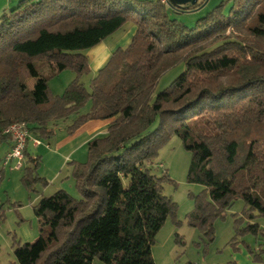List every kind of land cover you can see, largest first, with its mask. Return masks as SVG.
<instances>
[{"label":"trees","instance_id":"1","mask_svg":"<svg viewBox=\"0 0 264 264\" xmlns=\"http://www.w3.org/2000/svg\"><path fill=\"white\" fill-rule=\"evenodd\" d=\"M229 1L226 13L221 2L193 28L170 19L166 8L176 9L159 0H20L0 15V139L14 123L47 141L61 121L71 120L67 134L109 121L106 134L87 143L86 160L70 163L80 198L58 190L33 206L39 235L14 245L17 264H155L151 248L176 205L162 193L166 174L151 166L171 136L190 153L187 183L203 187L188 225L212 241L214 221L240 199L235 234H257L251 221L264 217V0ZM127 21L135 26L130 42L85 87L86 51ZM40 60L55 74L75 73L61 95L52 96L36 71ZM180 64L183 72L155 94ZM24 156L35 169L39 157L27 148ZM30 176L22 178L27 187L37 179Z\"/></svg>","mask_w":264,"mask_h":264},{"label":"rangeland","instance_id":"2","mask_svg":"<svg viewBox=\"0 0 264 264\" xmlns=\"http://www.w3.org/2000/svg\"><path fill=\"white\" fill-rule=\"evenodd\" d=\"M19 1L0 0V15L16 7ZM201 1L198 0L199 3ZM221 2L223 3V13H226L231 7L229 0H205L202 6L189 11H175L167 7L166 13L178 24L193 28L199 19L216 6L218 7ZM134 32V24L127 21L120 30L103 41L104 45L127 46ZM88 52L89 50L86 51V55ZM34 66L40 76L47 78L52 96L61 95L75 78V73L69 69L55 74L53 68L44 60L35 62ZM183 70L184 65L180 64L165 73L157 84L155 94L169 87ZM94 75V71L90 70L88 74L80 77V81L88 88ZM33 82L34 79H28V90H31ZM87 110L88 105L82 110V113ZM65 124L61 121L56 126L55 135L49 140V148L48 140L44 139H40L41 145L38 148L34 149L30 144L27 145L29 157H39L35 169L27 157L21 170H15L13 162L3 166L2 156L6 142L0 140V264H17L13 254L14 245L17 242L19 244L33 243L38 238V222L32 209V202L36 196L44 194L45 197H49L58 190H64L73 198H80L75 182H73L70 163L73 160L84 162L87 147L81 148L82 146H80L75 155L70 157L69 162L65 156L72 148L55 151L54 143L68 135ZM67 125L69 126L70 123ZM189 162L190 153L184 151L181 141L176 136H171L159 150L157 158L151 166L155 175L160 177L166 174L167 179L163 182L162 193L176 205L175 216L167 218L157 233L151 248L154 263L264 264V217L255 216L253 222L251 221L252 225L258 226L257 234L248 232L242 235L235 234L234 220L239 218L245 209L240 199L233 201L223 219L214 221L212 241H209L198 228L188 225L186 216L194 209L195 197L203 190V187L198 184L187 183L186 174ZM27 168L28 172H26ZM26 173L33 176L34 179L37 178L30 180L29 187L22 180ZM55 175H59V178L52 181ZM245 225L246 222L243 221L240 227Z\"/></svg>","mask_w":264,"mask_h":264},{"label":"crops","instance_id":"3","mask_svg":"<svg viewBox=\"0 0 264 264\" xmlns=\"http://www.w3.org/2000/svg\"><path fill=\"white\" fill-rule=\"evenodd\" d=\"M122 47H125V46H122L120 44L107 46V45H104V42H102L99 45H97L96 47L90 49L89 52L87 53V58H88V62H89V69L91 71L93 70L94 73H96L107 62V60L110 58L111 54L115 51V49L122 48ZM83 113H85V112H83ZM70 121L71 120H69V121L66 120V122H64V124L66 123L65 124L66 128L68 126L67 124L70 123ZM108 122L109 121H107V120H92V121L85 123L75 133L68 134L67 137L62 138L59 141H56V143H54L55 144V151H60L61 149H64V148H72L68 152V155L65 156V159L67 160V162H69V160L73 157V155H75V153L78 151V148L80 146H82L81 148H83V146L86 147L87 143L90 140H92L93 138L101 137V136H104L106 134ZM55 128H57V127H55ZM54 135H55V132H54ZM0 140H3L4 142H6L5 143L6 146L4 148V154L2 156V159H3V157L6 156V154L10 150L11 143H10V140L8 138L0 139ZM47 146H48V148L50 147L49 146V140H48ZM32 148H34V147H32ZM27 154H29L28 149H27ZM32 158H34V157H32ZM73 161H76V160H73ZM76 162H78V161H76ZM58 178H59V175H55L53 177L52 181H55ZM44 197H45L44 194H41L40 196H36L32 202V209H33V206L41 198H44ZM92 264H103V263H101L99 260H93Z\"/></svg>","mask_w":264,"mask_h":264},{"label":"built area","instance_id":"4","mask_svg":"<svg viewBox=\"0 0 264 264\" xmlns=\"http://www.w3.org/2000/svg\"><path fill=\"white\" fill-rule=\"evenodd\" d=\"M162 4H166L167 0H159ZM11 143L10 150L3 158V166H7L9 163H14L15 170H21L25 161L24 152L27 145L30 144L32 147L37 148L41 145V141L37 138L32 137L27 128L22 124L9 125L2 131Z\"/></svg>","mask_w":264,"mask_h":264},{"label":"water","instance_id":"5","mask_svg":"<svg viewBox=\"0 0 264 264\" xmlns=\"http://www.w3.org/2000/svg\"><path fill=\"white\" fill-rule=\"evenodd\" d=\"M169 5L175 8L177 11H183L184 8L194 6L198 3V0H167Z\"/></svg>","mask_w":264,"mask_h":264},{"label":"flooded vegetation","instance_id":"6","mask_svg":"<svg viewBox=\"0 0 264 264\" xmlns=\"http://www.w3.org/2000/svg\"><path fill=\"white\" fill-rule=\"evenodd\" d=\"M189 6V5H188Z\"/></svg>","mask_w":264,"mask_h":264}]
</instances>
